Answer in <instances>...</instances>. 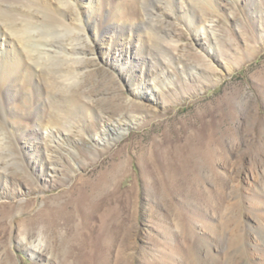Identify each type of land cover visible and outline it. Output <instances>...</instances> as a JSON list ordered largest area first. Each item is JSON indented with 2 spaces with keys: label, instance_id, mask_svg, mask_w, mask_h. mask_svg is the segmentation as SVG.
Listing matches in <instances>:
<instances>
[{
  "label": "rangeland",
  "instance_id": "obj_1",
  "mask_svg": "<svg viewBox=\"0 0 264 264\" xmlns=\"http://www.w3.org/2000/svg\"><path fill=\"white\" fill-rule=\"evenodd\" d=\"M21 1L59 21L50 27L76 29L68 12ZM107 1L105 18L121 8L115 21L139 26L126 18L135 5L179 47L166 64L139 51L120 66L94 45L92 67L64 98L53 86L67 74L32 51L48 31L29 27L43 31L21 48L29 71L12 93L0 82V110H16L1 128L0 157L9 163L0 179V264H264V0ZM84 20L86 39L102 13ZM205 24L214 33L202 35ZM56 92L72 107L54 100ZM82 92L90 97L87 135L70 146L79 152L72 159L66 145L37 140L34 124L38 109L81 120ZM130 112L138 121L128 132L94 143L102 119L112 124Z\"/></svg>",
  "mask_w": 264,
  "mask_h": 264
},
{
  "label": "bare ground",
  "instance_id": "obj_2",
  "mask_svg": "<svg viewBox=\"0 0 264 264\" xmlns=\"http://www.w3.org/2000/svg\"><path fill=\"white\" fill-rule=\"evenodd\" d=\"M34 1L46 2L48 5L53 6L54 9L60 10V12L66 15L68 12L70 14V18L76 25V29L73 32L66 30L64 28L65 25L62 23L60 26L64 29H62L60 26L59 27L61 29H55L54 27H50V22L54 21V23H59L58 20L54 18L52 19L51 16L46 17L45 15H42L39 11L33 10L32 7L23 3L21 0H0V82L10 93L13 91L11 90V84H16L18 86L24 72L29 71V67L27 66L24 59L23 49H21L27 43L26 38L28 36H34L35 38L37 36L36 34H39L38 32H43L40 29H29L30 26H39L46 32L48 31L47 33L45 32L46 34L44 35L41 34V37H43L42 41L36 42L40 43L38 50H33V48L32 51L34 52V55L35 53H38L41 59L46 60L48 63L46 66H48L49 63L50 66L54 64L56 65L58 63L57 65L58 68H60V72L67 74L66 77L63 76L62 79H64V82H62V84L59 82L60 80L57 81L60 84H53L54 92L55 90L61 92L62 94H60L64 95V98L65 96H69V94L73 93L72 91L74 87H77L82 82L83 76H85L86 72L90 69V67H92L90 64L93 63L92 59H94L97 54L95 47H100L103 56L107 60H116L120 66H124V64L127 65L133 54L139 53V51H145L147 55L152 57L158 56V58L162 60H160L159 63L161 65L163 63L166 64L167 61H170V59L174 57L173 51H176L179 47V41L174 39L170 41V38L167 40L164 37L166 34L162 29L158 34L153 29H150L151 27H148L147 24L144 23V17L137 13L135 5L129 9L126 18L131 21L139 18V26L138 24H133L132 22H122L121 24H118L115 19L117 18V13H121V8L119 11H113V14L109 13V16L105 18L104 16L107 13V7L110 2L107 0H76L75 3L77 7L67 0ZM179 1L180 4L185 7L189 5L198 7L200 4L199 0ZM185 2H188V4ZM169 12L170 15L173 13L172 11ZM100 13H102V20L101 24H99V28L95 30L96 32L92 34L90 38H81L79 35L85 32L84 18L87 16H90L91 18L96 17ZM86 14L88 15L86 16ZM163 14L166 15L167 13L163 12ZM92 22L95 21L92 20ZM19 25H21V29H16L15 27ZM193 27V23L190 22L189 28L193 30ZM199 28V32H201L202 35H206L209 31L214 33L213 25L205 24ZM6 29H8L13 34L12 39L7 34ZM55 31H61L62 36H55ZM53 32L55 33L53 34ZM152 34L153 37L151 36ZM170 36L171 34L169 37ZM96 43L98 45H96ZM89 45L93 46L91 47V50L87 51L86 48ZM154 51H157L158 53L156 54ZM50 66H48V68ZM52 72L53 71H51V73ZM54 76L57 77V75H53V77ZM58 77L60 76L58 75ZM51 80L54 81V79ZM155 89L158 90V87H155ZM57 93L58 92L53 94L54 100H63L65 105L70 107L72 101H69L70 99H64L60 95H57ZM82 95L85 100L82 99L84 101L80 102L81 105L80 107L78 106L80 113L77 112V114H80L81 116L83 114V116L81 120L77 119L76 117L77 122H72L71 119H69L70 116H67L66 111L65 113L60 111L58 115L57 113H53L49 118L48 114L45 113L46 115L44 116V113L38 109L39 114L36 117L37 119L34 125L40 129L41 136L37 137L36 139L43 140L46 144V147L48 148L56 145L57 149H61L65 145L69 148L70 146L74 147V145L77 143L83 142V137L87 135L84 123L87 121L85 114L90 110V105L88 104V102H90V97L84 95V93ZM86 100L89 101L86 102ZM127 105L129 109L134 107V104H132L131 100L127 103ZM0 111L3 115V122L0 123V153H3V150L5 149L3 148L5 144V136H3L4 134H1V128H3V123L9 124L10 117L16 113V110L14 108H9V105L6 103V105ZM35 113L36 112H34V116ZM137 121L138 119L134 117L131 112L121 113L118 116V120L114 121L112 124L102 119L101 131L92 136V139L96 145L109 143L115 138L122 137L131 129V127L136 124ZM57 122H61L60 125H56ZM22 135H24V132ZM70 149L71 151H68L67 155L73 159V156H77L79 152L76 149ZM50 152L51 149L47 150V155L49 158H52ZM7 159L5 160L4 158L0 157V179L8 178L7 172L9 162H7ZM75 162V166L78 167V162ZM51 166V169L56 173L58 171L57 167L59 166V163L57 161H52ZM98 207L99 204L97 202L92 205L94 210ZM261 239L263 238L261 237ZM36 248L40 249L38 246H35V249ZM97 260H99V258ZM99 262L103 263L104 261Z\"/></svg>",
  "mask_w": 264,
  "mask_h": 264
}]
</instances>
